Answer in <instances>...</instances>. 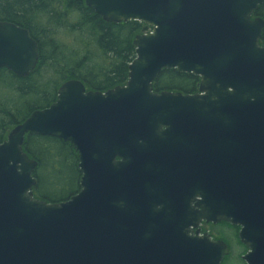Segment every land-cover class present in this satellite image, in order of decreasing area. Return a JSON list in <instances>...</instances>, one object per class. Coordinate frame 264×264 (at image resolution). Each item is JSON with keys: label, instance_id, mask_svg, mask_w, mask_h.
<instances>
[{"label": "water", "instance_id": "water-1", "mask_svg": "<svg viewBox=\"0 0 264 264\" xmlns=\"http://www.w3.org/2000/svg\"><path fill=\"white\" fill-rule=\"evenodd\" d=\"M85 3L152 31L135 38L125 85L68 81L0 145V264H221L227 245L191 234L202 219L254 231L247 260L264 264V21L252 19L264 0ZM38 63L30 32L0 21V69L26 78ZM166 70L199 77L198 93L156 92ZM31 133L77 152L80 191L67 201L35 197ZM174 183L187 192L177 206Z\"/></svg>", "mask_w": 264, "mask_h": 264}, {"label": "trees", "instance_id": "trees-1", "mask_svg": "<svg viewBox=\"0 0 264 264\" xmlns=\"http://www.w3.org/2000/svg\"><path fill=\"white\" fill-rule=\"evenodd\" d=\"M262 10L259 14L264 17ZM0 21L27 29L39 47V63L28 77L0 69V145L34 111L54 104L60 87L68 81L79 80L87 90L99 92L125 85L136 57L134 40L149 30L135 21L108 23L85 0H0ZM198 83V77L166 70L154 90L194 94ZM23 149L38 162L36 198L59 203L79 193V160L71 144L31 133ZM70 182L72 188L66 195L43 191L49 186L61 190ZM224 230L230 232L224 227L220 232Z\"/></svg>", "mask_w": 264, "mask_h": 264}, {"label": "flooded vegetation", "instance_id": "flooded-vegetation-1", "mask_svg": "<svg viewBox=\"0 0 264 264\" xmlns=\"http://www.w3.org/2000/svg\"><path fill=\"white\" fill-rule=\"evenodd\" d=\"M264 9V3L259 7L257 11H255L252 15V19L260 18L264 21V17L262 15L260 16L259 10ZM263 11V10H262ZM264 37V28L262 30V38H261V44L262 39ZM200 82V79H199ZM199 84V83H198ZM199 89L197 86L198 93ZM195 94V93H194ZM172 186V184L170 185ZM179 184L174 183V185L171 187L168 195V204L177 206L180 204H183L185 201V196L187 195V192L183 189H180ZM177 188H179L177 190ZM162 202L166 201V198L159 199ZM202 201L203 198L200 196H196L194 198V202L192 205L194 206L195 210H202V207L199 205H196V202ZM173 219L171 218V223ZM227 228L230 233L228 235H224V233H221V228ZM190 231L192 235H204L209 234L213 240L215 241H223L229 250V254L224 257L221 264H250L247 260L248 257H253L255 251L253 249V245L255 244L256 240L258 239V235L254 231H248V233L244 232L245 227L239 223H225L220 222L217 224L214 223H207L204 219L200 220L196 226H190ZM174 231H177L176 229H173ZM245 236V238H243Z\"/></svg>", "mask_w": 264, "mask_h": 264}, {"label": "rangeland", "instance_id": "rangeland-1", "mask_svg": "<svg viewBox=\"0 0 264 264\" xmlns=\"http://www.w3.org/2000/svg\"><path fill=\"white\" fill-rule=\"evenodd\" d=\"M71 188H72V183L70 182L66 187H64L61 190L53 189L49 186V187L43 188V191L45 193H49V194H53V195H66L69 193ZM228 233H230V232H225V230H224V235H228Z\"/></svg>", "mask_w": 264, "mask_h": 264}, {"label": "bare ground", "instance_id": "bare-ground-1", "mask_svg": "<svg viewBox=\"0 0 264 264\" xmlns=\"http://www.w3.org/2000/svg\"><path fill=\"white\" fill-rule=\"evenodd\" d=\"M201 201V200H200Z\"/></svg>", "mask_w": 264, "mask_h": 264}]
</instances>
